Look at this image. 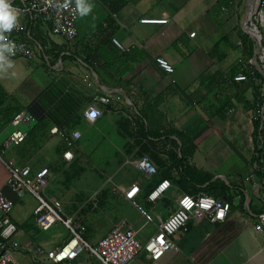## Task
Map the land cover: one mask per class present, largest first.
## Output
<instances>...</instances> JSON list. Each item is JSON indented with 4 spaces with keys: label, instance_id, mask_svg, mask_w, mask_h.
Instances as JSON below:
<instances>
[{
    "label": "crops",
    "instance_id": "1",
    "mask_svg": "<svg viewBox=\"0 0 264 264\" xmlns=\"http://www.w3.org/2000/svg\"><path fill=\"white\" fill-rule=\"evenodd\" d=\"M115 1L126 4L115 12L107 0H84L92 7L79 14L78 34L70 43L52 35L46 25L29 23L26 18L21 21L37 56L27 60L5 54L10 66L0 61L3 160L29 165L33 172L48 168V189L51 173L58 178L67 172L57 166L71 168L88 162L87 153L92 162L100 163L101 171L94 165L86 177L109 180L103 187L113 184L121 204H115V219L108 215L102 237L90 235L86 227L85 239L92 245L121 220L132 224L141 243L146 244L157 233L158 224L147 223L141 210L167 218L177 208L181 194L197 195L208 185L224 183L233 197L224 221H193L188 231L175 236V251L157 262L142 254L134 264H264V229H256L264 214V187L259 197H254V184L248 179L258 87L233 81L248 61L237 60L240 49L234 40L241 0ZM142 19L168 22L148 24ZM192 33H196L194 37ZM114 37L125 51L114 46ZM159 56L170 61L173 73L157 65ZM102 97H109L110 102H102ZM93 107L102 112L95 121L85 115ZM231 107L235 111L229 114ZM15 112L30 114L34 123L24 143L3 151L11 130L10 122L5 123ZM131 117L136 121H130ZM54 129L66 135L81 134L72 149V160L64 158L66 143ZM136 146L149 148L147 156L158 168L151 179L134 165ZM97 148L103 149L98 152ZM99 156L103 159L94 160ZM166 180L170 187L150 200ZM135 184L140 187L136 197L139 208L120 189ZM0 190L14 201L11 217L20 245L47 251L64 245L68 237H56L52 231L56 226L43 231L36 224V198L26 193L18 199L11 192L1 162ZM171 201L173 207L167 208ZM131 211L138 215L131 216ZM13 255L21 264H34L26 251H14ZM74 264L100 263L83 254Z\"/></svg>",
    "mask_w": 264,
    "mask_h": 264
},
{
    "label": "built area",
    "instance_id": "2",
    "mask_svg": "<svg viewBox=\"0 0 264 264\" xmlns=\"http://www.w3.org/2000/svg\"><path fill=\"white\" fill-rule=\"evenodd\" d=\"M11 4L19 10L18 22L11 31L5 30L7 41H0V43L13 42L15 44L13 53L5 51L9 57L31 60L37 56L30 44L28 29H24L21 23L25 18L29 23H41L48 26L52 35L59 36L68 43L73 41L78 34L76 21L80 10L75 0H11ZM250 6L246 19L242 23V31L252 41L254 53L244 64V70L247 72H238L234 75L233 81L236 83L251 82L258 87L259 91L257 112L252 119V159L248 177L254 184L253 196L259 197V190L264 187V0H255ZM141 22L166 24L168 20L142 19ZM195 34L192 33L190 36L194 37ZM112 43L116 48L125 51V47L117 38H112ZM155 61L165 72H174V66L168 59L159 56ZM101 101L109 103L110 98L102 97ZM234 111L233 107L227 109L229 114ZM85 115L91 121H95L101 117L102 112L93 107L85 112ZM33 123L34 118L30 114L17 113L9 123L11 130L4 141L3 151L24 143ZM53 131L63 136L68 149L63 156L68 161L72 160V149L81 134L78 131L71 135L63 134L58 129ZM0 162L7 170V186L11 192L18 199L23 198L26 193L36 198L38 204L34 210V216L38 227L43 231H48L61 224L70 237L55 251H47L39 246L20 245L17 240L18 228L11 217L14 201L3 190H0V264H21L13 255L14 251L18 250L28 252L34 264H74L83 254L97 259L100 264H134L142 254H145L149 260L157 262L177 249L175 236L180 232L188 231L191 222L196 220L212 224L221 222L231 211V205L224 199L202 192L197 195L181 194L177 200V208L167 218L151 215L141 210L147 223L157 222L158 224L157 233L146 244L141 243L138 232L132 224L127 220H121L97 245H92L85 239L86 226L77 222L75 216H68L62 202L45 196L44 192L49 186L48 168L33 172L29 165L18 166L14 161H4L1 154ZM134 165L146 179H151L158 173L157 166L149 156H142L135 160ZM170 185L168 180L162 182L149 199L158 198ZM120 189L125 197L139 208L136 202L140 191L139 185L135 184L128 190ZM256 229H264V214L259 216Z\"/></svg>",
    "mask_w": 264,
    "mask_h": 264
},
{
    "label": "rangeland",
    "instance_id": "3",
    "mask_svg": "<svg viewBox=\"0 0 264 264\" xmlns=\"http://www.w3.org/2000/svg\"><path fill=\"white\" fill-rule=\"evenodd\" d=\"M254 1L255 0H241L240 2L242 5H239L241 8L239 7L237 11L240 25H238L237 35L234 37V40L236 41L235 44L237 45V48L240 49V57L237 60L240 58L248 60V58H250L254 53V46L251 41H249L248 38L242 34V23L245 21L250 10L251 2L253 3ZM131 118L132 119H130V121H136L134 117ZM102 149L103 148H97V151L99 152ZM134 149H137L138 157L150 155L148 147L136 146ZM87 155L89 157V161L85 163H77L76 167L70 168L63 164L57 166L67 172L59 176L61 179H59V177L56 178V176L51 173V177L53 179L49 189L47 188L48 190L46 189L45 193L48 194V196H53L62 202L64 211L68 216H75V220L77 222L86 225L90 231V235L99 238L102 237V233L105 232L104 227L109 221L108 215H111L112 219H115L114 216L116 214L114 216L112 215L114 214L116 207L121 204V202L117 189L113 184L109 183L108 186L103 187V185L109 180L100 177L95 179H89L86 177L89 176V174H92L90 167L93 168L95 165L97 166L96 170L101 167L100 163L95 164V162H92L93 158L90 154L87 153ZM99 159H103L102 156L94 158L96 161ZM54 168H56V166H54ZM70 169L71 171L69 172ZM97 175L99 176L101 173H97ZM129 175H132V173ZM115 204H117V206ZM169 207H173L172 201L170 204L167 203V208ZM146 209H150V207H146ZM145 212L149 213L148 210H145ZM130 215L135 217L138 213L137 211H131ZM119 216L120 214L117 218H119ZM52 231L55 233L54 235L56 237L60 238L62 235L63 237H68L67 240L70 238L68 231L61 224L56 225Z\"/></svg>",
    "mask_w": 264,
    "mask_h": 264
},
{
    "label": "clouds",
    "instance_id": "4",
    "mask_svg": "<svg viewBox=\"0 0 264 264\" xmlns=\"http://www.w3.org/2000/svg\"><path fill=\"white\" fill-rule=\"evenodd\" d=\"M77 7L80 10V14L84 15L91 10L92 5L84 3V0H77ZM18 15L19 10L13 7L11 0H0V41H7L5 30L11 31L18 22ZM14 49L15 44L13 42L0 43V61H4L10 66L11 62L7 59L5 51L13 53ZM0 67H3V65H0Z\"/></svg>",
    "mask_w": 264,
    "mask_h": 264
},
{
    "label": "trees",
    "instance_id": "5",
    "mask_svg": "<svg viewBox=\"0 0 264 264\" xmlns=\"http://www.w3.org/2000/svg\"><path fill=\"white\" fill-rule=\"evenodd\" d=\"M107 1L109 3V6L111 7L112 11H115V12H117L121 7H123L126 4L125 2H120V3L116 4L115 0H107ZM28 26H29V24H28ZM245 37L248 38L247 36H245ZM248 40H249V38H248ZM249 41H251V40H249ZM251 43H252V41H251ZM252 45H253V43H252ZM125 54L126 53H122V55H125ZM243 72L246 73L247 71L243 70ZM259 98H260V96H259V91H258L257 92V101L259 100ZM16 113H18V112H15L5 124H8L12 120V118L15 116ZM257 124L258 123L256 122L255 125L257 126ZM226 191H228V189L224 183L220 184V185H215L212 187L210 185H208L205 189L202 190V192H206L208 195H212L216 198L226 200L231 206H233V197L229 196ZM85 237H86V234H85Z\"/></svg>",
    "mask_w": 264,
    "mask_h": 264
}]
</instances>
